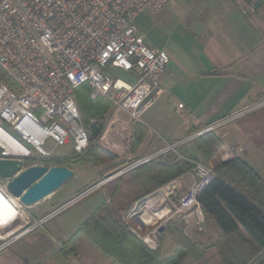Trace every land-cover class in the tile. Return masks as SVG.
<instances>
[{
    "label": "built area",
    "instance_id": "built-area-1",
    "mask_svg": "<svg viewBox=\"0 0 264 264\" xmlns=\"http://www.w3.org/2000/svg\"><path fill=\"white\" fill-rule=\"evenodd\" d=\"M170 1L0 0V68L12 82L9 86L0 81V122L8 128L0 125V158L20 159L24 163L25 158L50 156L56 147L67 142L73 151H85L89 146V136L74 92L81 84L90 89V98L101 97L110 102L113 119L102 130L100 140L112 148L116 147V142L114 137H107L109 132L119 139L128 140L130 135L122 126L119 112H124L132 123L139 121L160 94V81L169 62L165 50L148 47L137 34L136 17L144 11L155 14ZM259 1L249 4L248 10L253 12ZM115 68L126 72L132 82L123 81L125 85L117 86L119 79L113 76ZM262 104L247 106L175 142L164 140L161 145L151 144L150 152L132 160L113 177L142 163L163 158L169 152H176L177 147L184 143L214 131ZM174 113L181 124L186 125L193 119L183 103L176 104ZM114 123H118L119 127L115 128ZM157 139L155 137L153 141ZM49 142L51 146L47 148ZM177 156L182 157L180 154ZM192 162V181L177 200L178 212L198 206L197 195L214 176L209 166ZM169 185L164 187L167 192ZM96 186L81 191L32 222L21 233L41 226L52 216L83 199ZM164 188L156 189L138 201L141 202V213L137 214L133 207L125 216L123 224L131 233L138 236L137 230L156 223L166 215L167 212L158 215L165 205L162 202H166L160 197ZM15 199L18 202H10L16 208L15 213L7 219L22 206ZM145 211L151 213L148 222L142 218ZM130 220L136 227L128 224ZM158 228L157 225L151 232L157 233ZM13 238L1 242L0 251ZM144 242L150 249L157 247L150 237Z\"/></svg>",
    "mask_w": 264,
    "mask_h": 264
},
{
    "label": "crops",
    "instance_id": "crops-1",
    "mask_svg": "<svg viewBox=\"0 0 264 264\" xmlns=\"http://www.w3.org/2000/svg\"><path fill=\"white\" fill-rule=\"evenodd\" d=\"M253 1L212 0L213 7L208 10L201 0H188L198 15L194 38L181 43L182 45L168 42L166 47L162 48L151 47L142 39L148 47L154 50L163 49L169 56L168 66L159 85L161 92L155 102L143 112L139 121L132 123L129 128L124 127L128 128V140L114 136L116 147L108 148L109 153L117 159L121 156L137 158L148 144L146 139L151 135L154 136L150 138L148 148L151 144L161 145L164 140L175 142L247 106L263 103L213 132L219 135L222 141L214 160L219 162L238 157L251 167L264 183V0L256 3L254 11L250 12L248 5ZM158 99H164L165 103L171 102L172 107L168 108V114L163 115L159 110L152 115L147 114ZM177 103H183L185 109L193 116L186 125L181 124L174 113ZM123 114L126 115L119 112L118 117ZM121 122L122 125L125 124L124 121ZM136 123L145 129V134L137 146L134 145ZM155 137L158 139L153 141ZM97 143L101 147L100 138ZM192 145L195 153L190 143L184 145L188 156L200 158L194 143ZM69 168L71 169V166ZM185 175L182 180L183 189L192 181L191 175L190 179ZM173 185L169 192L164 188L165 185L163 186L164 191L160 197L166 202L171 192L177 189L178 184ZM160 188L162 187L157 189ZM4 191L1 188L0 195ZM181 194L182 192L173 201L175 203L171 207L174 210L166 216L165 221L179 222L182 234L196 243L208 244L216 239L220 230L213 220L203 213L200 205L184 212L176 211L177 200ZM104 201H108L106 194ZM52 204L45 205L43 209L34 208L30 212L22 205V211L19 206L17 213L7 219L15 213L16 208L0 196V243L13 238L32 222L49 213ZM168 209L164 211L168 212ZM92 211H85L81 217H74L65 222H52V216L41 226L21 233L0 251V264H79L74 255L63 256L61 244ZM163 243L162 241L160 245L161 253ZM174 250V247L167 250L164 256L171 255ZM105 264L117 263L109 260Z\"/></svg>",
    "mask_w": 264,
    "mask_h": 264
},
{
    "label": "trees",
    "instance_id": "trees-1",
    "mask_svg": "<svg viewBox=\"0 0 264 264\" xmlns=\"http://www.w3.org/2000/svg\"><path fill=\"white\" fill-rule=\"evenodd\" d=\"M0 81L12 86L1 68ZM74 92L86 119L89 146L83 152L64 157V163H59L58 158L44 159L66 167L78 163L96 166L113 163L110 168H117L123 162L103 151L97 144L104 129L102 117L111 107L110 102L101 97L90 98V89L86 84H81ZM80 97H84L83 100ZM87 118L97 120L89 123ZM134 129V145L137 146L145 129L139 123L135 124ZM193 143L205 160H210L222 145L220 136L213 131L194 138ZM188 158H176V153L169 152L163 158L142 163L112 180L110 185L113 187L106 194L108 201L97 205L61 244L63 256L74 255L79 264H88L89 257L98 261L96 264H105L109 260L117 264H263L264 183L238 157L217 164L213 178L196 197L203 213L220 230L213 243L198 247L177 230L181 242L176 244L171 255L162 257L160 245L155 249L148 248L123 224V218L132 208L133 202L193 167ZM32 161V157L25 158L23 165ZM172 224L168 222L166 229Z\"/></svg>",
    "mask_w": 264,
    "mask_h": 264
},
{
    "label": "rangeland",
    "instance_id": "rangeland-1",
    "mask_svg": "<svg viewBox=\"0 0 264 264\" xmlns=\"http://www.w3.org/2000/svg\"><path fill=\"white\" fill-rule=\"evenodd\" d=\"M201 1L203 2L204 6L207 7L208 10H210L213 7L212 0H201ZM194 9L195 8L192 7V4H189L188 0H171L159 12H157L155 14H151V13L146 12V11L141 12L136 17L137 34L144 40V42L146 44H148L149 46L154 47V48L166 47L168 42L172 43V44H176V45L181 44V43L184 44V42H187L189 39L194 38L193 34L195 33V29L197 27L196 18H198V15L196 14ZM209 15H207V17H210ZM203 16H205V15H203ZM203 16H201V18H203ZM113 71H114L113 76L119 79L117 81L118 86L125 85V83L123 81L132 82L130 76L126 72H124L118 68H115ZM83 96H85V95L83 94ZM75 98H76L77 106H78L79 111H80L82 123L85 125L86 119L84 118V116L81 113V109L79 107V103H78L76 95H75ZM83 98L84 97H80L81 100H83ZM171 107H172L171 102L165 103L164 99H158L156 101L155 105L149 110V112L147 114L152 115L153 113H156L155 111L159 110L158 112H160L161 114L167 115L168 114V108L170 109ZM121 115L119 116V118H120V120L124 121V123H125L122 126L129 128V126L132 124V122L128 121L129 118L127 115L123 114L122 117H121ZM111 119H113V111H112L111 107H109V108H107V110L105 111V113L102 117V122L104 123V129L107 127V125ZM94 120H97V119L96 118H92V119L87 118V121L89 123L94 122ZM0 125H2L4 128H6L8 130L7 126L4 123L0 122ZM114 127L118 128L119 127L118 123H114ZM153 136L154 135H151L152 138H153ZM107 137L113 138L114 134L113 133L111 134V132H109ZM151 137L146 139V141H148V144H149V140ZM98 140H99V138H98ZM191 142H193V140H191L187 143H190V146L193 149V152L195 153V149L193 148V145H192L193 143L191 144ZM187 143H184L183 145L177 147L176 150L179 153H177V151L174 152V153H176V158H180L177 156V154H180V153H181L180 155L182 157L189 155L188 151L186 149H184V145H186ZM148 144L142 149V151L140 152L141 154L139 156H141L147 152H150V148H148L149 147ZM25 145L31 151H33V149L28 144L25 143ZM50 146H51V142H49L46 145L47 148H49ZM100 148L107 153L110 152V151L109 152L107 151V150H109L108 148L112 149L111 145L105 144L103 141H101V147ZM74 152L75 151L72 150L70 143L67 142L65 145L56 147L54 149V151L51 153V155L47 156V157L55 158V159L58 158L59 163H64V160H63L64 157H67L70 154H75ZM111 152H114V151L111 150ZM109 154H112V153H109ZM214 155L210 160H205L202 156H200V158H194V157L188 156L189 157L188 159L192 164H193L192 161L200 162V163H203V164L209 166L212 169V171H214V167L217 164H219L220 162H223V161H219V162L215 161ZM32 158H33L32 162L28 163L25 166L23 165V166L28 167V166H32L35 164H42V165H46V166L60 165V164H54V162H51V161H47L46 159H44V158H46V156H35ZM118 158H119L118 160L120 162H123V164H121L117 168H112V169L110 167L113 166V163H104V164L99 165V166L98 165L97 166L92 165L90 163H78V164L72 165L71 166V169L73 171L72 177L67 179L53 193H51L47 197L39 200L35 205H32V207H27L25 210L27 212H30V210H33L34 208L43 209L45 207V205H48L50 203L51 204L54 203V204H52L53 206L50 207V210H52V209L58 207L59 205L63 204L67 200L71 199L72 197H74L75 195L80 193L81 191H83V190H85L91 186H96L97 184H99L83 199L75 202L74 204L68 206L67 208H65L64 210L59 212L58 214L54 215L53 216L54 220L52 222L59 221V220H61L63 222H65L66 220L69 221L74 217H81V215H83V213L85 211H92L93 209H95V207L97 205H99L101 202L104 201L105 194H107V192H109L110 189L113 187L112 185H110V182H112V180H115L116 178H118L120 176H123V174L118 175V176H114V177H113V175L118 170H120L122 167L129 164L132 160L135 159L132 157H123V156L118 157ZM108 168H110V169H108ZM192 168H190L189 170H187L186 172H184L180 176L175 177L172 180H170L169 182H167L166 184H164L166 186L167 184L170 183V185L167 186L168 188H171L173 186V184H176V183L178 184L177 189H176L177 191L175 190V191L171 192V195L169 197V200L167 199V202H162L163 204H165L163 206V208H167V209L171 208L170 210L168 209V212L166 213V215L161 220L156 221V223L148 225L144 229L137 230L138 236L143 242L148 237H150L151 240H153V242L156 243L157 247L159 245H161L162 241L164 242L163 247H162V253H161L162 257H165L164 255H166L167 250L172 249L173 247L175 248L176 244L178 242H181V237L179 236V233L177 231V230H180V227H181L180 223L179 222L175 223L176 221L175 222L172 221V222H174L172 224V226H169V228L166 229L165 226H167L168 221H165V219H166V216L171 214L172 213L171 211L174 210L171 207V205L175 203L173 201H175V199H177L180 192H184L188 188L187 187V188L183 189V187H182L183 181L182 180H183V177L186 173H188V174L185 176L189 177L188 179H190L189 175H190V171L192 170ZM178 180H180V181L178 182ZM5 181L6 180H4V179H0V192H1V188L3 189V191L5 190L4 184H3ZM102 181H105V182L101 185ZM163 186H161V187H163ZM155 190H153V191H155ZM153 191H151L150 193H152ZM1 194L2 195H0V196L2 198H4L5 201H7V202H18L14 197L9 195L6 190L4 191V193H1ZM141 199H139V200H141ZM138 201L133 202V204H132V208L134 207L137 214L141 213V209L139 208L141 206V202H138ZM131 209H130V211H131ZM20 210L21 211L23 210L22 206H20ZM127 222L132 227H136V225L134 224L133 221L130 220ZM157 225L159 226L158 232L152 233L151 230H154V228ZM161 227H163V230L159 231V229ZM186 238L189 241H192L189 237H186ZM214 240L210 241L208 244H199L196 242H195V244L198 247H204V246H207V245L213 243ZM207 256H209V255H207ZM186 260H187V258L184 259V261H186ZM97 262L98 261L93 260V257L88 258V264H96Z\"/></svg>",
    "mask_w": 264,
    "mask_h": 264
},
{
    "label": "water",
    "instance_id": "water-1",
    "mask_svg": "<svg viewBox=\"0 0 264 264\" xmlns=\"http://www.w3.org/2000/svg\"><path fill=\"white\" fill-rule=\"evenodd\" d=\"M72 176L73 171L66 166L35 164L23 168L20 159L0 158V179L6 180V191L25 207L47 197Z\"/></svg>",
    "mask_w": 264,
    "mask_h": 264
},
{
    "label": "bare ground",
    "instance_id": "bare-ground-1",
    "mask_svg": "<svg viewBox=\"0 0 264 264\" xmlns=\"http://www.w3.org/2000/svg\"><path fill=\"white\" fill-rule=\"evenodd\" d=\"M8 140V139H7ZM22 150H25V148L24 147H20ZM164 210H167V209H164V208H162L159 212H158V215H161V214H164L165 213V211ZM142 218L145 220V222H148L149 220H150V218H151V213L149 214L148 212H144L143 213V215H142Z\"/></svg>",
    "mask_w": 264,
    "mask_h": 264
}]
</instances>
